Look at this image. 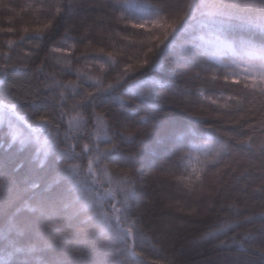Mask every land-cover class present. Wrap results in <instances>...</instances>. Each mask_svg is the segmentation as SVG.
Returning a JSON list of instances; mask_svg holds the SVG:
<instances>
[{
	"label": "snow or ice",
	"instance_id": "1",
	"mask_svg": "<svg viewBox=\"0 0 264 264\" xmlns=\"http://www.w3.org/2000/svg\"><path fill=\"white\" fill-rule=\"evenodd\" d=\"M76 7L82 5H74L72 0L42 3L40 8L54 9L52 18L42 27L31 30L22 27L19 40L4 38L0 46L6 47L0 50V85H7L14 75H22L17 69L27 67L26 58L34 54L26 52L25 59L15 63L10 55L14 48L27 43L39 49L45 32L51 35L54 20ZM104 8H111L115 21L125 28L143 29L147 34L139 41H132L143 45L141 57L134 63L125 62L120 67L113 52H105L101 47L97 52L103 56L82 54L88 71L77 68L76 80L64 82L55 68L46 70L45 63L51 59L54 65L71 67L67 57L75 50V43H69L70 38L65 34L61 42L50 48V53H65V57H45L36 69L37 86L11 87L6 92L0 88V131L4 136V142L0 143V185H12L15 174L23 169L24 165L13 159L17 152L30 150L33 168L48 170L50 176L45 182L31 177L23 179L26 198H22L14 211H3L0 215V264H143L146 257L137 248L145 241H152L155 246L156 238L145 232L141 219L133 214L137 204L134 173L139 156L135 152L123 153L121 145H137L143 134L141 126L149 120L154 127H161L149 109L159 108L161 93L169 91L171 86L165 82L167 77L155 79L140 69L153 72L159 69L176 76L182 74V67L198 66L194 74L197 79L239 86L229 89L232 94L226 96L223 90L219 97L215 93L199 92L218 109L229 112L235 110L239 114L245 103H252L255 98L264 100V0H160L159 3L121 0L105 4ZM0 9H6L7 13L15 11L5 0H0ZM14 18L6 14L7 26H0V33L17 32ZM186 34H191V39L178 45L177 40ZM170 51L179 53L174 61L176 67L165 69L161 61ZM202 58H207L209 63H201ZM93 65L99 69L97 74L92 72ZM109 69L115 76L105 82L104 74ZM114 93L128 95L137 105L132 110L136 118L119 121L118 127L97 111ZM42 95L53 101L51 109L47 104L37 103ZM115 99L120 100V96ZM21 102L32 108V117L21 112ZM225 114L216 112L218 117ZM260 123L264 126V120ZM190 136L188 130L174 129L167 142L173 151H179ZM202 142L204 158L196 156L198 166L190 163L193 150L201 152L195 145L179 156L181 163H187L184 174L177 179L189 193L205 196L211 206L219 189L205 190L202 176L231 152L232 145L214 130L203 136ZM237 143L252 148L254 141L248 136ZM259 148L264 157V140ZM4 191L0 188L3 201L0 210L10 200ZM195 211L192 209L188 214ZM232 227L226 224L217 231H209L205 238H215ZM97 238L106 241L104 248L94 247ZM251 239V236L242 237L239 249L246 252L244 244ZM233 242H237L236 237ZM150 264H174V260L162 255ZM259 264H264V248L260 249Z\"/></svg>",
	"mask_w": 264,
	"mask_h": 264
},
{
	"label": "trees",
	"instance_id": "2",
	"mask_svg": "<svg viewBox=\"0 0 264 264\" xmlns=\"http://www.w3.org/2000/svg\"><path fill=\"white\" fill-rule=\"evenodd\" d=\"M5 2L14 6L15 11L7 13L6 9H0V26H7L6 14L12 15L15 17L13 26L17 28V32L0 33V46H3L6 36L19 40V36L23 35L20 31L22 27H29L30 30L42 27L54 13V9L40 8L42 3L47 5L54 3V0ZM118 2L121 0H72L74 5L82 7H76L67 14L62 13V18L57 17L53 29L50 30L51 35L45 32V39L39 49H34L27 43L14 48L10 55L15 63L25 59L26 52L34 54L26 58L29 61L27 67L17 69L22 75H14L7 85H0V88H4L6 92L11 87L19 89L37 86L36 69L45 57H65V53H50V48L61 42L65 34L70 38L69 43H75V50L67 57L71 60V67L54 65L51 59L45 63V69L50 71L55 68L58 78L64 82L76 80L77 68L88 71L84 67L85 59L82 54L103 56V53L97 52L101 47L105 52H113L120 67L125 62L134 63L141 57L143 45L132 41H139L147 34L143 29L125 28L124 24L115 21L111 8H104L105 4ZM152 2L159 3L160 0ZM28 5L36 7H27ZM136 33L139 35H135ZM32 34L30 31L29 35ZM124 36L128 39H122ZM190 39L191 34H186L177 40V44L182 45ZM0 50H6V47ZM178 54V51H170L164 56L161 63L165 69L176 67L174 61ZM152 58L155 59V56ZM200 62L209 63L207 58H202ZM139 71L147 72L148 76L155 79L167 77L165 82L171 86L169 91L161 93L159 108L149 109L151 115L161 122V127H154L152 120H149L141 126L143 134L137 145H121L123 153L135 152L139 156L134 173L137 204L133 207V214L141 219L145 232L156 238L155 246L152 241H145L138 246L137 250L142 251L146 257L143 264H150V261L159 259L162 255L172 258L174 264H259L260 249L264 248V157L261 156L259 148L260 142L264 140V126L260 123L264 120V100L255 98L252 103H245L242 111L237 114L235 110L229 112L218 109L210 100L200 96L199 92L205 91L209 95L215 93L219 97L223 90L226 96L232 94L229 89L239 86H226L222 81L214 84L203 78L197 79L194 74L198 71V66L182 67V74L176 76L159 69L155 72L150 69ZM92 72L97 74L99 69L93 65ZM104 76L105 82H109L115 72L109 69ZM201 76L203 77V73ZM39 86L43 88V85ZM116 96H120V100H116ZM220 102L223 103L224 100L221 99ZM37 103L47 104L51 109L53 101L42 95ZM228 103L234 104L235 101ZM136 106V101L131 100L128 95L114 93L97 107V111L105 114L109 122L118 127L119 121L128 119L130 122L136 118L132 111ZM20 110L28 117L33 116L32 108L26 107L23 102L20 103ZM217 111L227 114L218 117ZM141 115H144L143 111ZM240 116H244V119H240ZM236 120L239 123H234ZM250 125H255V128ZM174 129L188 130L191 134L179 151H173L171 144L167 142ZM210 130H214L232 145L231 152L202 176L205 190L219 189V194L212 200L211 206L205 196L196 192L189 193L184 183L177 179L184 174L187 163H181L179 156L195 145L201 152L193 150L190 163L198 166L196 156L204 158L202 151L205 145L202 137ZM248 136L253 137L252 148L237 143V140L247 139ZM3 142L4 136L0 131V143ZM181 143L185 142L182 140ZM31 156L29 150L17 152L13 157L24 167L15 174L12 185H0V188L5 189L4 196L10 197L6 208L0 210V215L3 211H14L15 207H19L22 198H26L22 191L23 179L31 177L37 182H45L50 178L48 170L33 168ZM188 171L191 172L190 167ZM217 171L219 175H216ZM4 174L7 175V170ZM2 204L3 201L0 200V205ZM192 209L196 211L189 215ZM226 224L233 225L227 233H219L215 238H205L209 231H217ZM244 236L252 237L244 244L246 252L239 249V241ZM233 237L237 238L236 243L233 242ZM105 245L103 238H97L94 243L96 249H102Z\"/></svg>",
	"mask_w": 264,
	"mask_h": 264
},
{
	"label": "rangeland",
	"instance_id": "3",
	"mask_svg": "<svg viewBox=\"0 0 264 264\" xmlns=\"http://www.w3.org/2000/svg\"><path fill=\"white\" fill-rule=\"evenodd\" d=\"M101 8V7H100Z\"/></svg>",
	"mask_w": 264,
	"mask_h": 264
}]
</instances>
